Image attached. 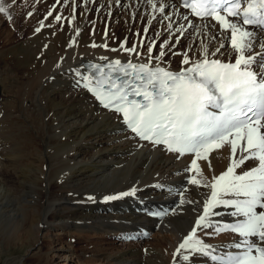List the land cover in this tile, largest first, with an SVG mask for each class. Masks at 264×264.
<instances>
[{
	"label": "bare ground",
	"instance_id": "1",
	"mask_svg": "<svg viewBox=\"0 0 264 264\" xmlns=\"http://www.w3.org/2000/svg\"><path fill=\"white\" fill-rule=\"evenodd\" d=\"M114 1L117 7L126 6L128 2ZM18 2L3 1L12 14H31L22 18L23 21L28 22L30 16H39L35 6L22 12ZM90 2L96 4V0ZM150 4L160 9L170 8L175 21L184 12L177 0H150ZM59 11L55 7L53 11L49 10L53 16L58 13L62 20L65 16L73 18L77 15L66 7L61 13ZM8 16V12L0 13V37L4 35L7 42L0 49L1 236H15L19 241L32 238L31 255L43 257L46 264L60 257L68 264H72L73 257L82 259L80 264H171L173 259L172 264H201L200 253L181 250L174 256L211 193L209 187L189 183L191 176L201 178L195 170L185 172L196 159L195 155L181 157L166 151L163 145L154 146L141 140L127 129L118 113L104 108L86 89L75 86L76 70L88 74L85 61L121 59L148 63L149 53L143 48V41L135 37L131 46L127 45L126 39L114 44L105 31L101 33L97 27L85 28L83 20L75 22L77 25L71 20L72 25L69 22L65 29L57 30L47 23L48 14L44 21L42 18L35 21L33 35L15 41L12 28L4 30V25L10 21ZM51 22L54 25L57 21L51 19ZM201 23L197 29L201 28L203 33L212 26L213 31L207 32L212 37L216 31L223 33L222 38L230 34V31H221L220 25L212 19H204ZM180 24L188 28L194 26L195 21L191 17ZM249 28L254 27H246ZM254 37L257 40L252 44L255 50L249 55L264 52V33L256 31ZM221 41L218 48L224 44L223 39ZM90 43L96 46H90ZM134 46V53L124 52ZM227 48L221 49L220 54L228 50L224 60L235 61L236 58L230 57L231 48ZM152 58V65L169 69L180 70L189 65L182 63L184 58L174 66L161 62L163 57L160 60ZM202 58L203 54L189 60L195 62ZM261 58L264 60V56L257 57ZM258 72L264 73V68ZM239 157L238 150L235 158ZM197 163L202 178L211 183L214 176L229 167L230 146L213 150L207 160L198 159ZM257 164L256 160L248 159L235 169L236 174ZM132 188L137 189L135 196L111 201L104 199ZM158 209L165 212L154 214ZM233 210L219 206L214 209L216 215L211 219L220 225L228 223L236 218L231 215ZM51 226L57 228L54 233L49 230ZM152 231L154 243L141 246L144 234ZM198 231L197 236L203 235V241L211 245L210 254L226 253L236 248L235 243L242 239L231 231H226L227 236L223 235L224 239L220 240L213 237L212 231ZM128 235L136 242L125 245L123 237ZM64 236L70 241H65ZM77 236L87 243L103 241L111 246L102 247L94 254L86 253L87 249L78 254L72 243ZM105 236H109V240ZM169 242L172 248L167 246ZM183 255H189V260H183Z\"/></svg>",
	"mask_w": 264,
	"mask_h": 264
},
{
	"label": "snow or ice",
	"instance_id": "2",
	"mask_svg": "<svg viewBox=\"0 0 264 264\" xmlns=\"http://www.w3.org/2000/svg\"><path fill=\"white\" fill-rule=\"evenodd\" d=\"M244 3L246 6L241 8V0H183L184 7L190 8L195 16L212 17L221 31H230L228 39L236 56L234 63L209 59L207 46H204L202 59L190 62L185 54L182 63L190 66L172 72L159 64L152 65L153 45L150 44L148 63L115 60L106 68L92 65L95 69L92 73L75 72L78 78L75 86L92 93L104 108L121 114L123 123L136 136L154 146L163 145L166 151L181 157L195 154L196 159L185 172L195 170L201 178L191 176L189 183L209 187L211 193L203 203L202 214L178 245L174 256L185 250L217 260L218 257L209 252L211 245L199 238L197 231L230 230L242 238L234 245L242 251L235 256L229 254L226 264H264V73L252 70L257 57L264 56V52L246 55L252 47L254 32L244 27L255 26L264 31V0H244ZM8 11L0 0V13ZM227 16L236 20L230 21ZM8 18L11 20L10 15ZM55 19L59 22L62 17L57 15ZM224 46L221 44L211 55L220 53ZM163 47L156 60L165 54ZM125 51L131 53L136 49L134 46ZM226 145L230 146V165L208 183L202 178L197 160H207L210 152ZM238 150L240 157L236 159ZM248 159L256 160L257 166L236 174L235 169ZM136 192L137 189L132 188L104 199L135 196ZM219 206L231 207L234 209L231 215L242 218L234 223H215L211 217L216 215L214 209ZM189 258L183 255V260Z\"/></svg>",
	"mask_w": 264,
	"mask_h": 264
},
{
	"label": "rangeland",
	"instance_id": "3",
	"mask_svg": "<svg viewBox=\"0 0 264 264\" xmlns=\"http://www.w3.org/2000/svg\"><path fill=\"white\" fill-rule=\"evenodd\" d=\"M89 1L88 0H50V1L49 0H27V1L19 0L18 4L20 5V9L22 10V12L26 11V9L27 11H29L28 9H31L32 7L35 6L36 7L35 12H37L39 16L37 15L36 16L37 18L34 16H30V19L27 22V21H23L22 18H25L29 14L22 15L19 14V12L12 14L11 12L8 11V15L12 14L11 20L8 21L6 25H4V30L12 28V31L14 33V40L22 41L24 38L33 35L34 27H35L34 24H36L38 18H42V21H44L50 9L51 11H53L55 7V10L57 11L60 10L59 12L61 13V9H63V7L64 8L66 7L68 11L73 10L75 14H77L74 17L75 20L73 18H68L67 16H65L63 18L64 20L61 19L63 22H61L60 20L59 22H56L53 25L51 19L52 21H54L55 17L58 15V13L57 14L55 13L54 16L53 14L52 16L50 15L52 17L51 19L50 16L48 17L47 23H51V25L55 27L57 30L58 29L62 30L65 29L66 26H69L68 24L69 22L71 25L73 23H74L73 25H77L76 24L77 22L80 23V21L83 20L82 23H85V28L88 27V29H90L91 27H93L94 29H96L95 27H97L101 33H104L105 31V34L107 33L106 36H109L110 40L114 44L123 41V39H126L127 45L131 46V40L134 42L136 38H138V40L143 41L144 49L145 48L148 49L149 45L152 44L153 57H157L158 53L160 54L163 45L164 46L163 51L165 52V54L163 55V60H161V62L163 61L164 63H170L173 66L179 65L181 60L185 57V54L188 56L189 59H191V57L192 60L196 59L198 56L203 54L204 46H207L208 54L209 56H211V54L215 52V50L218 48V42L219 41L222 42L221 39H223L225 45L224 48L221 49H225L227 48V46L230 47L228 37L226 36L225 38H222L223 37L222 32L216 31V33L213 34V37L210 36L209 34L207 35V32H209L210 29L211 31H213V28H211L212 26H210L209 29L208 28L205 29L202 33L200 32L201 28L197 29V25L200 24V22H197L194 19L195 21L194 26L190 25L188 26V28L181 27L180 24L181 22L184 23L191 18V17H189V19L187 18L188 20L185 19L187 13H181L179 15V19L175 21L174 17L171 15L169 11L170 8L167 9L163 8L161 10L159 7L156 6L151 7L152 5L150 4V0H145V2L144 1L140 2L139 0L136 1L126 0L129 3L127 2L126 6L123 5L121 7H117L115 5L114 0H96L95 5H93L91 2L88 3ZM151 9H153V12ZM71 20L73 21V23ZM169 25H171V28L168 27ZM247 30L253 31L255 33L259 29L249 28ZM2 36L0 37V49L1 47L7 44L4 38L5 36L4 35ZM256 41H257L256 38L253 37L252 44H255ZM165 42L167 43L165 44ZM89 45L92 46L93 43H90ZM106 48L107 47H105V49ZM114 49L115 51H118V47H115ZM126 49H131V48L129 47ZM254 50L255 48L252 45L251 49L246 52V55L252 56L249 54H251ZM124 52H128V51H125L124 49ZM227 55H228V50L222 54L218 53L215 56L226 58L228 57ZM230 57L232 60L236 58V56L233 53L231 54ZM259 60L260 59H256V62L252 65L256 70H259L262 67L260 65L262 62L260 61L259 64ZM190 173H192V171ZM180 193L181 195H183V191ZM56 229L57 228L54 226H51L49 228L50 232L53 233L56 231ZM205 230H209V232L212 231L211 233L213 234V237L218 238L219 240L224 239L223 235L227 236V234L225 233L226 231L216 233L214 229H204V231ZM153 232L154 231H152L147 235L144 234L143 239L140 242L141 246H144L146 243L147 245L148 243L149 244L154 243ZM143 233H145V231ZM14 237L15 236H1L0 234V264H46L45 259L43 257L31 255L32 247H33L32 246L33 241H31L32 238L31 239L24 238L23 240L21 239V241H19V239H15ZM66 237L67 236H64V240L70 241L69 237L67 238ZM127 237L128 236L123 237L125 245L126 242L127 243L131 241H133V243L136 242L135 238L129 239ZM105 238L109 240L110 237L105 236ZM102 242L103 241H92V242H88L89 243L88 244L85 240L80 239L78 236L74 237V240L72 239V243L75 245L78 254H80L84 249H87L86 253L90 254L91 251V254H94V253H98L99 249L102 247L106 248L111 246L105 244V242L104 243ZM120 245H122V247L124 246L123 244H119L118 246ZM167 246L172 248V244L170 242L167 243ZM42 247H44V245ZM142 249L143 252L146 253V249H144V247H142ZM63 258L64 257L56 258V260L51 264H68V261L63 260ZM200 258H201L200 261L201 264H220L219 262L217 263L214 260H212L210 258V255L201 254ZM80 261L83 262L82 259L78 257H73L71 263L80 264ZM172 261L175 262V259H173ZM172 261H170L171 264L173 263ZM47 264H50V261H48Z\"/></svg>",
	"mask_w": 264,
	"mask_h": 264
}]
</instances>
